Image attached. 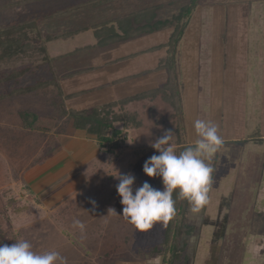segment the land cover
<instances>
[{
  "label": "rangeland",
  "instance_id": "374dc122",
  "mask_svg": "<svg viewBox=\"0 0 264 264\" xmlns=\"http://www.w3.org/2000/svg\"><path fill=\"white\" fill-rule=\"evenodd\" d=\"M192 1L139 0L143 6L170 2L165 10L163 7L157 12L161 19L168 20ZM213 2L196 0L193 31L198 26V8ZM250 3L253 5V1ZM251 11L252 7L247 6L236 9L231 18L234 30H240L246 15H252ZM17 12L0 11V29L13 22L16 24L19 21ZM207 13V18L212 16ZM29 34L36 40L34 34ZM43 50L40 44L31 57H20L0 65V78L15 70L28 69L19 79L0 81V94L52 77L49 65L42 62ZM63 102V96L54 87L0 101V212L7 215L15 242L27 241L38 253L57 251L66 258L67 264H160L161 258L148 259L146 256L151 247L161 243L166 225L156 223L147 232H140L130 224L122 215L123 206L116 190L119 181L112 176L117 175V170L122 175L132 174L135 187L147 181L155 188H162L160 178L144 174L143 165L158 154L150 145L166 131L174 132L170 144L177 153L192 146L180 114L176 113L174 119L169 120L167 113L172 106L160 98L156 100L157 114H152L155 119L147 108L149 103L131 104L127 112L136 110L142 123L138 129L128 132L124 147L120 143L113 152L107 153L95 140L78 137L70 121L58 116L63 106L68 108ZM23 111L57 116L59 132L47 134L44 142V139H35L22 127L20 113ZM115 111L121 112V109L116 107ZM115 125L121 128L120 123ZM133 138L140 141L138 145L133 144ZM237 144L223 143L211 162L214 171L209 200L211 202L215 194L219 196L214 205L219 212L218 222L213 223L214 215L211 218L206 213L203 215L204 207L199 213H192L187 203L184 229L191 228L192 232L183 236L187 240L183 264H263L264 140ZM59 151L66 152L67 157L59 160L57 167L37 171L38 166ZM70 164L72 169L63 168ZM59 171L65 173L50 182ZM77 220L85 225L83 232L74 227Z\"/></svg>",
  "mask_w": 264,
  "mask_h": 264
},
{
  "label": "crops",
  "instance_id": "0c3cea01",
  "mask_svg": "<svg viewBox=\"0 0 264 264\" xmlns=\"http://www.w3.org/2000/svg\"><path fill=\"white\" fill-rule=\"evenodd\" d=\"M19 1L24 2L4 11H18L17 23L35 21L31 34H34L38 45L43 44V54L52 59L51 70L49 67L51 76L58 77L63 95H73L65 101L69 109L82 110L104 105L157 89L166 83L168 70L158 69L160 61L167 55L166 50L150 49L168 41L171 27L105 46L99 45L97 39L117 37L119 31H113L111 26L120 23L121 18L149 7H158V10L164 7L165 10L170 2L143 6L139 0H7L4 3L0 1V6ZM251 1L253 5L248 4ZM87 2L95 4L53 16ZM239 6L252 7V15L249 17L247 14L240 30L237 27L234 30L232 19ZM263 8L264 0H214L213 4L196 11L199 18L195 31V12L191 15L176 59L181 120L189 133L190 145L193 146L198 139L193 127L197 119L215 124L224 144L264 140ZM207 11L212 15L209 18ZM159 98L162 99L158 95L129 102L125 110L133 103H149L150 114L156 115V100ZM170 109L167 113L169 120L174 119L173 109ZM136 113L141 122L140 115ZM151 118L155 119L153 115ZM135 128L122 131L121 147L128 141V132ZM132 140L135 145L140 142ZM232 148L236 150L237 147ZM65 157L67 153L59 151L38 166L37 171L57 167L59 160ZM68 167L72 169L73 166L70 164L63 168ZM64 173L56 172L50 182ZM217 198L218 195H213L203 211L204 216L207 214L211 218L214 215L213 223H217L219 218V212L214 207Z\"/></svg>",
  "mask_w": 264,
  "mask_h": 264
},
{
  "label": "trees",
  "instance_id": "16d2710c",
  "mask_svg": "<svg viewBox=\"0 0 264 264\" xmlns=\"http://www.w3.org/2000/svg\"><path fill=\"white\" fill-rule=\"evenodd\" d=\"M21 2L24 1L0 6V11L5 8L17 6L21 4ZM94 4V2L79 4L72 8L59 11L53 14V16H60L71 11H78ZM195 4L196 0H193L191 3L183 5L181 11L169 20L158 19V7L142 9L121 18L120 23L111 26L113 31L114 29L115 31H119L117 37L103 40L97 39L99 45L105 46L171 27L172 31L169 35L168 41L150 49L151 51L166 50L167 55L162 61H160L158 69H167L168 79L164 85L157 89L126 99H120L118 101L96 106L91 109L76 110L63 106L57 114L59 117H66L70 121L71 126L76 130L78 137L95 140L99 148L107 153L113 152L116 147H119V144L123 142V138H121L122 131L128 128L138 127L141 123L137 119V113H128L125 110V106H127L129 102L147 97L155 98L160 95L165 103L172 106L173 117L176 113L180 114L181 117L180 95L177 89L176 59L183 35L189 26L191 15L194 12ZM34 22L35 21L20 22L0 29V65L9 64L20 57H31L30 55L35 51V48L37 46L40 48V45H37V41L32 40L29 34L35 26ZM42 53H44V50ZM51 61V58L43 54L42 62L49 64L50 70ZM27 70L28 69L12 71L8 75L1 76L0 81L3 82L6 79H19L26 74ZM49 87L56 88L59 95L63 96V105L67 99L73 97V95H63L59 86V79L53 74L50 79L40 80L28 86L16 87L8 93L0 94V101L7 99L8 97L35 93L38 90ZM116 107L121 109V112L115 111ZM20 116L23 125L22 127L35 139L39 138L42 140L46 138L47 134L59 132L56 121V119H58L57 116H41L29 111L21 112ZM116 122L120 124L122 123V129L115 125ZM173 200L175 201L176 215L165 226L161 243L151 247L146 256V258L149 257L148 259L161 258L160 264H170L173 262L183 264L186 260L184 254L187 248V240L183 236H189L192 232L191 228L189 230L184 229L186 216H188V201L180 199L177 192L173 193ZM6 216L7 215L4 212H0L1 243H15L14 237L9 228V219H7Z\"/></svg>",
  "mask_w": 264,
  "mask_h": 264
},
{
  "label": "clouds",
  "instance_id": "9594fccd",
  "mask_svg": "<svg viewBox=\"0 0 264 264\" xmlns=\"http://www.w3.org/2000/svg\"><path fill=\"white\" fill-rule=\"evenodd\" d=\"M193 127L198 139L179 153L170 144L174 136L171 130L150 145L158 154L144 163L143 172L149 178H160L162 188H155L147 181L135 187L132 174L122 175L117 170V175L112 176L119 181L116 190L123 206L122 215L138 231L147 232L156 223L167 225L173 219L176 215L174 192L188 201L194 214L209 204L214 171L211 162L224 141L211 121L197 119ZM74 227L83 232L85 225L77 220ZM0 264H67V261L57 251L38 253L29 242L19 240L0 244Z\"/></svg>",
  "mask_w": 264,
  "mask_h": 264
}]
</instances>
